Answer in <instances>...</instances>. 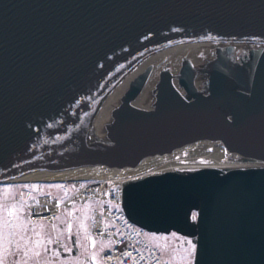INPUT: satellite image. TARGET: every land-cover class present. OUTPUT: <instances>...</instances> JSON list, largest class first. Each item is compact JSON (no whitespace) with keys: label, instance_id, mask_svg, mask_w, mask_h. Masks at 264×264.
Listing matches in <instances>:
<instances>
[{"label":"water","instance_id":"95a60500","mask_svg":"<svg viewBox=\"0 0 264 264\" xmlns=\"http://www.w3.org/2000/svg\"><path fill=\"white\" fill-rule=\"evenodd\" d=\"M204 39L264 43V0H0V182L129 168L199 139L264 162V46L235 74L217 53L207 97L185 63L187 100L161 73L153 109L128 106L144 56ZM120 195L141 229L192 238L193 264H264V167L150 174Z\"/></svg>","mask_w":264,"mask_h":264},{"label":"rangeland","instance_id":"374dc122","mask_svg":"<svg viewBox=\"0 0 264 264\" xmlns=\"http://www.w3.org/2000/svg\"><path fill=\"white\" fill-rule=\"evenodd\" d=\"M248 48H252V46L233 48L231 57H239L241 60L244 56L246 57ZM218 49L215 48L213 51ZM184 59L191 60L187 56ZM246 60L248 61L245 58L244 61L246 62ZM237 63L242 66L239 62ZM205 69L208 70V66ZM209 142L213 141L199 142L204 143L202 150H210L206 148ZM190 148L191 146L186 148L190 151L189 156L195 154L196 151V148ZM186 154L188 155V151ZM228 158L232 157L222 158V162L235 161H229ZM194 160L197 163L209 164L212 162V160H206L201 156ZM184 170L190 169L184 168ZM90 182H94V180L79 179V181L76 180L75 187L84 188ZM59 184L60 182L57 183L56 180L49 183L47 181L27 183L18 180L0 184V264H102L100 253L108 243L104 239L98 241V239L91 238L88 232L90 214L95 210L94 205L97 199L80 201L81 198L78 197V194H74L73 197L64 194L63 190L58 187ZM20 192L22 193L20 194ZM27 193L30 195L28 196ZM47 200L58 202V209L55 210L56 216L53 221L51 223H29L28 218L34 217L35 208L39 207L40 202ZM64 206L72 208L69 210ZM7 207L9 208L5 209ZM40 208H44V206ZM10 211L11 214H9ZM71 219L73 220L69 231L67 225L68 220ZM72 235L75 238L73 246L69 238ZM146 236L149 243L156 247L168 263L192 264L194 252L190 250L189 239L185 235L169 231L168 233H148ZM85 242L86 248L83 247ZM75 248L76 251L72 254V250ZM66 249H71V251H66ZM93 255H95V260H93Z\"/></svg>","mask_w":264,"mask_h":264},{"label":"bare ground","instance_id":"6f19581e","mask_svg":"<svg viewBox=\"0 0 264 264\" xmlns=\"http://www.w3.org/2000/svg\"><path fill=\"white\" fill-rule=\"evenodd\" d=\"M229 45L230 47L236 48L241 47L245 48L246 46H252V48L256 49H262L264 46V43L260 42H249V41H229V40H194L191 42H184V43H174V45L170 44L163 49L154 51V53L150 55L144 56L143 59H141L137 64L139 68H145L149 67L152 63L151 67L148 70V73L145 76L144 83L139 87V89L136 91V95L128 102V106L135 110L140 112H150L155 103H156V96H157V89L159 84V74L161 73H167L168 74V80L171 90H173L175 93L178 94V96L182 100H187L188 94L183 90L182 86L179 85L178 76L180 75L181 68L185 63H188V67L191 72V79H192V87L195 90L196 94L201 95L203 97H207L208 91L206 89L207 81H208V72L210 70L209 66L212 62L215 60V56L217 53L225 59H227V64H229V67H231V71H233V74H235L239 69V65L237 66L236 62L238 60L237 57H231L232 49L230 52H227L225 48ZM216 51L215 48H219ZM215 52V54L212 53ZM185 56H187L189 59H184ZM250 56H247V59H249ZM185 61L184 63H182ZM251 62V57L250 60ZM208 66V70L205 68ZM135 67V65H134ZM134 68L128 71L127 76H132V71ZM207 72V74H206ZM126 74L123 76V80H125ZM118 82V81H117ZM116 82L115 86L112 87V92L117 94V86L118 83ZM239 89V88H238ZM203 141H209L204 139H199L194 142H189V145L186 144L188 147L191 146L190 149L195 150V154L190 155V151L184 150L182 146L176 147L172 149L171 153H160L158 154H149L148 156L142 157L139 159L136 165L129 166V168H126L125 166H119V167H111L108 168L99 166V167H89V169H84L79 172H73L69 174L68 176H62L57 178H51L49 180L47 179H38V181H54V180H69V179H93L94 182H90L89 185H86V188L81 191V193H85L88 196L93 197L95 192L100 191L101 185L102 189L105 188L108 182H112L115 184H120L123 180L127 179H137L139 180L142 176L146 174H160L163 172H171V171H178V172H191V170H197L200 169V167L205 168H217V169H241V168H261L264 167V162H258L255 160H244L241 158L236 152H231L230 157L228 160H235L234 162H222V158L224 156H228V151L224 149L223 145L221 143H218L217 141L209 142L206 145L207 149H210V151H204L202 150L204 147V143H199ZM186 151H188V155L186 154ZM203 157L206 160H212L209 164L207 163H197L194 159L196 157ZM241 158V159H239ZM102 168V169H101ZM184 168L190 169L189 171H185ZM15 181V180H14ZM27 181V180H26ZM29 181H37V180H29ZM37 181V182H38ZM28 182V181H27ZM125 183V182H124ZM86 195V196H87ZM47 210V212H43L41 214H46L44 218H49L50 212L53 211L52 207H49V203L43 201ZM49 209V210H48ZM99 212V211H98ZM93 221H100L103 216H100L98 214L93 213L92 214ZM112 222V228L109 230V234L112 236L113 228H117L116 222L112 219V216L109 217ZM97 226L95 231L101 232V226L95 224ZM102 231H107L102 229ZM108 233V232H107ZM117 239V238H116ZM125 249V248H123ZM127 253L126 251H120V249L116 252L111 254V259L113 257H116L117 255L122 256L126 260L129 259V255H125ZM128 254V253H127ZM130 255L135 254V251H130ZM111 263V262H110ZM134 262L133 264H135ZM128 264V263H127Z\"/></svg>","mask_w":264,"mask_h":264},{"label":"built area","instance_id":"2783aa9c","mask_svg":"<svg viewBox=\"0 0 264 264\" xmlns=\"http://www.w3.org/2000/svg\"><path fill=\"white\" fill-rule=\"evenodd\" d=\"M111 216L118 226L112 229L113 247L103 254L107 264H133L134 262H136L135 264H163L159 260L155 249H152L151 246L147 244L141 230L133 224H129L122 213L120 214L113 211ZM116 249L117 251L119 249L120 251H126L129 255V259L126 260L120 255L111 259V254L115 253ZM133 250L135 251L134 256L129 254V252Z\"/></svg>","mask_w":264,"mask_h":264},{"label":"snow or ice","instance_id":"6c2138e0","mask_svg":"<svg viewBox=\"0 0 264 264\" xmlns=\"http://www.w3.org/2000/svg\"><path fill=\"white\" fill-rule=\"evenodd\" d=\"M83 187V186H82ZM9 214H11V211H10V213ZM69 215H71V213H69ZM193 219H195L196 218V216H195V214H193V217H192ZM29 223H31V221H29ZM81 227H83V224H81ZM71 230V225H69V231ZM37 235H39V233H37ZM174 235V234H173ZM90 238V237H89ZM49 243H51V241H49ZM188 244H189V246H190V250L191 251H194V249H195V245L194 244H192V242L191 241H188ZM66 251H71V249H66ZM125 255H128L127 253H125ZM93 260H95V255H93Z\"/></svg>","mask_w":264,"mask_h":264},{"label":"flooded vegetation","instance_id":"af4514ba","mask_svg":"<svg viewBox=\"0 0 264 264\" xmlns=\"http://www.w3.org/2000/svg\"><path fill=\"white\" fill-rule=\"evenodd\" d=\"M245 58H246V57L244 56L241 60L239 59V57H237L236 59L238 60L239 64L242 65V64H244V63L247 62V60H246V62L244 61ZM236 63H237V62H236ZM237 65H238V63H237Z\"/></svg>","mask_w":264,"mask_h":264}]
</instances>
